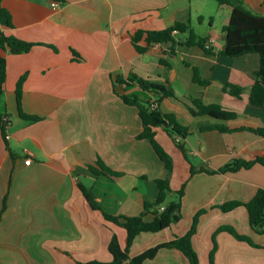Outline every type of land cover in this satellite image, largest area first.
Wrapping results in <instances>:
<instances>
[{"label":"crops","instance_id":"0c3cea01","mask_svg":"<svg viewBox=\"0 0 264 264\" xmlns=\"http://www.w3.org/2000/svg\"><path fill=\"white\" fill-rule=\"evenodd\" d=\"M245 4L264 15V0ZM1 5L10 12L12 26L0 16V30L37 44L19 54L2 50L7 80L0 110L11 121L7 141L0 127V264L108 262L113 259L109 244L114 234L126 247V228L94 208L81 186L115 215H140L144 203L158 196L156 179L166 176L164 162L149 140L138 138L143 130L138 109L124 103L113 87L112 76L133 73L174 91L175 97L161 99L158 107L174 113L190 134L184 139L185 155L173 136L157 128V139L174 159L173 190L186 184L182 218L160 231L140 233L131 255L186 234L195 214L207 209L192 239L200 264H211L215 240V264H264V233L252 228L248 209L241 205L225 212L217 207L232 200L248 202L264 188L261 163L216 172L235 158L264 155V136L238 129L264 127V103L250 97L260 55L222 54L231 6L216 0H1ZM188 19L213 54L199 45L171 41L152 43L144 53L136 50L132 35L139 29L161 30ZM175 37L184 43L187 34ZM196 67L207 85L194 81ZM22 76V108L40 116L37 122L19 113L16 87ZM228 83L241 86V96L227 92ZM117 90L152 101L160 98L137 84L119 85ZM192 98L221 104L238 117L226 121L194 114ZM215 125L234 130H202ZM27 157L32 158L30 164L25 163ZM99 159L123 175L95 174L90 165ZM224 225L234 226L260 247L218 232ZM143 264L189 261L180 250L164 248Z\"/></svg>","mask_w":264,"mask_h":264},{"label":"trees","instance_id":"16d2710c","mask_svg":"<svg viewBox=\"0 0 264 264\" xmlns=\"http://www.w3.org/2000/svg\"><path fill=\"white\" fill-rule=\"evenodd\" d=\"M220 5H229L232 7L229 22L224 26L225 32V47L222 54L237 57L248 53H258L261 58V66L256 72V82L251 90V100L256 104L264 103V15L254 13L245 4V0H216ZM0 16L6 17V23L12 26L10 12L1 5L0 0ZM187 34L184 43L177 41L175 34ZM142 40L147 42V45H142ZM171 41L174 44H186L188 46L199 45L205 49L207 54H213V49L206 46V39L200 37L193 28L190 19L184 21H177L173 25L161 30H145L139 29L132 35V42L139 53H144L152 43H165ZM35 44V42L20 39L14 35L7 34L0 30V105L5 92V84L7 80V58L2 54V50L8 49L11 53L19 54L28 52ZM55 48V47H54ZM77 56L78 53L73 51ZM164 62V60H162ZM25 76H22L16 87L17 104L20 116L30 122H37L41 120L40 116L26 113L22 108L23 98V83ZM194 81L207 85L208 80L203 79L200 75L199 69L195 68ZM114 91L124 103L135 106L138 109L140 119L142 121L143 130L139 133V139H147L152 144L154 150L164 162L166 167V176L157 178L156 183L159 188L158 196L153 201H146L144 209L140 215L124 216L115 215L106 212L95 200L92 191L86 186L82 185V189L87 199L94 208L101 209L105 218L115 222L126 228L128 232L127 244L122 248L116 234L113 235L109 249L113 255L111 261L105 262L100 260H92L80 264H143L148 259L156 257L158 252L164 248H176L180 250L188 259L189 264H200V257L197 250L194 248L192 239L198 230L200 217L207 209L198 211L194 218L189 231L180 236H176L170 241L160 243L153 247L146 249L144 252L132 256L130 248L136 237L145 231H160L169 227L172 223L178 222L182 218V201L185 195V185L179 190H173L170 178L174 170V159L171 154L164 148V146L157 139V128L162 127L170 136H173L178 146L186 155V147L184 139L190 134L188 126L181 124L174 113H167L160 110L158 102L163 98L175 97V93L171 88L165 84L156 82L150 78L139 76L136 73L128 77L122 75L112 76ZM134 85L137 84L144 91L154 93L160 96L158 101L144 99L137 94H129L126 92L120 93L117 90L119 85ZM224 89L235 96H241L243 88L241 86L228 83ZM192 103L195 106L191 108L194 114L208 115L220 120H233L238 117V113L226 110L218 103H205L201 98H192ZM196 108V109H195ZM10 118L0 110V127L4 139L7 141V128L10 124ZM250 130L259 135L264 136V127H239L238 129ZM218 129L221 132H230L234 129L226 125L205 126L202 130ZM256 163L264 165V155H258L252 159L235 158L222 166L216 172L237 171L241 168H250ZM90 169L95 174H104L110 177L117 178L123 173L113 170L103 160L99 159L96 165H90ZM205 172L213 173L215 171L202 169ZM196 171L191 169V173ZM174 197L170 199V195ZM244 205L248 209L249 221L252 228L258 233H264V188H260L255 196L248 202L239 200H232L218 205L221 210L228 212L234 210L238 206ZM164 206L162 209L161 207ZM227 231L233 234L237 239L246 241L254 246L260 245L253 242V240L244 234H241L234 226L224 225L219 228L218 232ZM215 240V247L210 255L211 264H215V253L217 250Z\"/></svg>","mask_w":264,"mask_h":264},{"label":"built area","instance_id":"2783aa9c","mask_svg":"<svg viewBox=\"0 0 264 264\" xmlns=\"http://www.w3.org/2000/svg\"><path fill=\"white\" fill-rule=\"evenodd\" d=\"M53 5H54V7H56V8L60 7V3H59V2H54ZM7 137H8V135H7ZM31 161H32V158H31V157H27V158L25 159V163H26V164H30ZM161 208L163 209L164 206H162Z\"/></svg>","mask_w":264,"mask_h":264}]
</instances>
